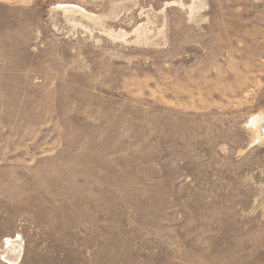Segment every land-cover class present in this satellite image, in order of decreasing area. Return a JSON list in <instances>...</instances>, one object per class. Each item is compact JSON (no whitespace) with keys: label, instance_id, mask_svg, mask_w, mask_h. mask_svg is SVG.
Here are the masks:
<instances>
[{"label":"rangeland","instance_id":"rangeland-1","mask_svg":"<svg viewBox=\"0 0 264 264\" xmlns=\"http://www.w3.org/2000/svg\"><path fill=\"white\" fill-rule=\"evenodd\" d=\"M259 113L264 0H0V264H264Z\"/></svg>","mask_w":264,"mask_h":264},{"label":"bare ground","instance_id":"bare-ground-1","mask_svg":"<svg viewBox=\"0 0 264 264\" xmlns=\"http://www.w3.org/2000/svg\"><path fill=\"white\" fill-rule=\"evenodd\" d=\"M67 9H70L71 11L77 12L79 14H81L82 16L86 17V18H92V15L89 14L88 12H86L84 9L75 6V5H70L69 7H66ZM251 124L258 130V132L260 133L263 132L264 134V114L263 113H259L257 115H255L252 119H251ZM251 125V126H252ZM261 134V133H260ZM264 136V135H263ZM264 138V137H263Z\"/></svg>","mask_w":264,"mask_h":264}]
</instances>
